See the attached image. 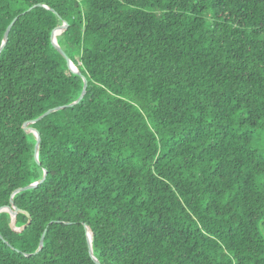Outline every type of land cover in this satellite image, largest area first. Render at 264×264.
Here are the masks:
<instances>
[{
    "label": "trees",
    "instance_id": "1",
    "mask_svg": "<svg viewBox=\"0 0 264 264\" xmlns=\"http://www.w3.org/2000/svg\"><path fill=\"white\" fill-rule=\"evenodd\" d=\"M16 17L0 264H96L87 226L101 264H264V0H0V49Z\"/></svg>",
    "mask_w": 264,
    "mask_h": 264
},
{
    "label": "water",
    "instance_id": "2",
    "mask_svg": "<svg viewBox=\"0 0 264 264\" xmlns=\"http://www.w3.org/2000/svg\"><path fill=\"white\" fill-rule=\"evenodd\" d=\"M35 7H44V8H46V9H49L48 6H45V5L39 4V5L34 6L33 8H31L29 11H31V10L34 9ZM17 20H18V17H16V18L12 21V23L8 26V28H7V30H6V33H5V36H4V40H3V44H2V47H1V49H0V55H1V53H2V51H3V49H4V47H5L6 43L8 42L9 34H10L12 28L15 26ZM67 27H68V25H67V23L65 22V23H64V26H63L62 28H60V29H58V30H56V31L54 32V34H53V45H54V47L58 50V52H59V53H60V54H61V55L67 60L69 68H70L73 72L77 73L78 75H81V72L79 71V69L74 65V63L72 62V60L67 56V54L63 51V49L60 47V45H59V43H58V36H59L60 34H62V33L67 29ZM83 78H84V77H83ZM84 82H85L84 90H83L81 96L79 97V99H78L77 101H75L74 103H72V104H70V105H67V106H61V107H57V108H54V109H52V110H49V111L46 112L44 115H42V117H40V118H38V119H36V120H34V121H29V122H27V123L24 124V129H25L28 133H32V134L36 137V139H37V145H36V148H35V159H36V161H37L38 163L40 162V161H39V151H40V144H41V136H40V134H39L38 131H36V130H31V129L28 128V126L33 125V124H36V123L39 122L41 119L45 118L46 116H48V115H50V114H52V113H54V112H57V111H59V110H63V109H65V108H67V107H72V106H74V105L80 103V102L84 99V97H85V95H86V92H87V87H88V81H87L85 78H84ZM46 175H47V172H45V176H44V178H43L41 181L36 182V183H33V184H31V185H29V186H27V187L20 188V189L16 190V191L13 193V195H12L11 203L13 204V199H14V197H15L17 194H19V193H21V192H23V191H27V190L33 189V188L37 187L39 184L43 183V182L45 181V179H46ZM1 212H9V213L11 214V216H12V220H11V224H10V225H11V227H12L15 231L23 230V229L27 228V227L31 224L32 219L30 218V220H29V222H28L27 225H25V226L22 227V228H16V227H15V220H16V215H15V213L12 212L8 207L1 208V209H0V213H1ZM87 229H88V233H89V235H88V241H89L90 256H91V258L94 260V262H95L96 264H101L100 261H99V260L95 257V255H94V249H93V237H94V235H93V232H92V230L90 229V227H88V226H87ZM44 241H45V234L43 235V237H42V239H41V242H40V250H41V249L43 248V246H44Z\"/></svg>",
    "mask_w": 264,
    "mask_h": 264
}]
</instances>
